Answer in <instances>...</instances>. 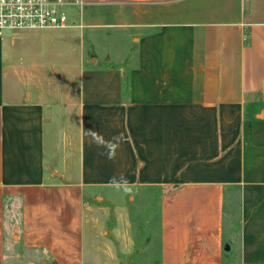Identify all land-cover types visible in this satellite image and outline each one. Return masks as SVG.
Listing matches in <instances>:
<instances>
[{
    "label": "crops",
    "instance_id": "crops-1",
    "mask_svg": "<svg viewBox=\"0 0 264 264\" xmlns=\"http://www.w3.org/2000/svg\"><path fill=\"white\" fill-rule=\"evenodd\" d=\"M62 1L66 28L0 35V264L123 263L99 198L137 186L140 264H264V0Z\"/></svg>",
    "mask_w": 264,
    "mask_h": 264
},
{
    "label": "rangeland",
    "instance_id": "rangeland-1",
    "mask_svg": "<svg viewBox=\"0 0 264 264\" xmlns=\"http://www.w3.org/2000/svg\"><path fill=\"white\" fill-rule=\"evenodd\" d=\"M6 31L4 30L3 34ZM113 50L116 52V48ZM161 193L162 188L160 187L137 186L125 192L124 199L119 202H111L108 193L100 194V202L107 205L110 212L117 209V206L125 212L132 228L134 248L127 257L119 255L123 261L121 264L144 263L149 261V257L152 258L157 253L159 243V195ZM114 243L117 245L116 242Z\"/></svg>",
    "mask_w": 264,
    "mask_h": 264
},
{
    "label": "built area",
    "instance_id": "built-area-1",
    "mask_svg": "<svg viewBox=\"0 0 264 264\" xmlns=\"http://www.w3.org/2000/svg\"><path fill=\"white\" fill-rule=\"evenodd\" d=\"M81 5V0H72ZM62 0H0V35L4 30L63 29L68 16Z\"/></svg>",
    "mask_w": 264,
    "mask_h": 264
}]
</instances>
